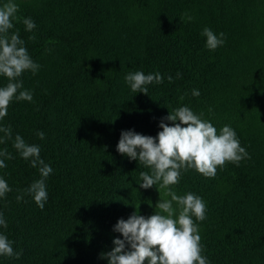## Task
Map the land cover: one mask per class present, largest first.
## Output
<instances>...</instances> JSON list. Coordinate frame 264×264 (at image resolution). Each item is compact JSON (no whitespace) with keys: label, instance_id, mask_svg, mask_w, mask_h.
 I'll return each instance as SVG.
<instances>
[{"label":"trees","instance_id":"1","mask_svg":"<svg viewBox=\"0 0 264 264\" xmlns=\"http://www.w3.org/2000/svg\"><path fill=\"white\" fill-rule=\"evenodd\" d=\"M12 2L19 10L10 31L19 30L40 68L20 78L32 102L14 100L0 120L12 129L0 150L13 156L0 168L12 189L0 198L8 224L0 233L21 253L0 256V264H108L102 254L123 239L113 230L118 220L133 213L147 218L160 211V199H171L158 185L140 187V172L150 170L117 151L121 132L156 137L162 118L181 106L202 113L218 134L230 126L251 157L218 168L214 178L182 172L172 186L206 204V219L197 222L202 254L209 264H264V26L258 24L264 15L258 16L256 0ZM24 18L36 24L32 32ZM205 27L225 34L214 51L205 47ZM136 71L158 72L163 83L133 93L125 76ZM7 82L0 77V87ZM17 134L38 145L53 169L43 210L30 195L16 200L40 179L13 148Z\"/></svg>","mask_w":264,"mask_h":264},{"label":"clouds","instance_id":"2","mask_svg":"<svg viewBox=\"0 0 264 264\" xmlns=\"http://www.w3.org/2000/svg\"><path fill=\"white\" fill-rule=\"evenodd\" d=\"M18 10L19 6L12 0L0 6V77L8 81L0 87V120L7 116L14 100L32 102L33 95L23 89L20 78L26 71L35 75L40 68L30 57L19 30L10 31L14 28L13 20L17 19ZM22 22L28 32L36 28L31 18H24ZM201 35L206 38L205 47L210 51L225 43L223 32L217 35L205 27ZM28 39L34 41L36 37L32 35ZM172 80L173 77L169 76V83ZM125 82L133 93L147 94L146 86L163 83V77L158 72L146 75L136 71L128 73ZM192 95L198 97L200 93L193 89ZM202 115L194 113L188 106H181L162 118L159 124L162 130L156 137L133 130L121 132L117 151L131 160H138L139 164L150 170L140 172V180L143 181L140 187L148 189L158 185L168 190L167 195L171 199H160L155 206L160 211L147 218L133 213L127 220H118L113 230L120 233L123 239L115 238L112 250L102 254L108 264H209L207 257L202 254L197 223L206 219V204L201 197L191 192L177 195L171 190L172 186L179 184L182 172L195 170L205 178H214L218 168L223 169L227 163L239 166L242 160L251 157L241 146L234 129L226 125L218 134L216 127L202 119ZM165 120L173 122V126L164 123ZM177 121L179 123H175ZM0 132L4 133L0 143L12 139L10 126L0 127ZM37 135L44 139L43 132ZM12 146L22 159L30 161L31 166L40 173V179L17 195L16 200L20 202L25 194L30 195L43 210L48 200L45 181L53 169L40 158V147L27 144L19 134L15 136ZM0 157V168L7 167L5 161L13 159L7 149L0 150ZM11 191L7 181L0 178V198H6ZM173 202L179 208L178 214ZM0 227H8L3 213H0ZM13 243L0 233V256L19 259L21 253L14 252ZM126 244L129 246L127 249Z\"/></svg>","mask_w":264,"mask_h":264},{"label":"rangeland","instance_id":"3","mask_svg":"<svg viewBox=\"0 0 264 264\" xmlns=\"http://www.w3.org/2000/svg\"><path fill=\"white\" fill-rule=\"evenodd\" d=\"M255 9L259 15H264V0H256ZM259 25L264 26V17L260 18Z\"/></svg>","mask_w":264,"mask_h":264}]
</instances>
